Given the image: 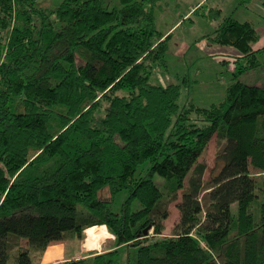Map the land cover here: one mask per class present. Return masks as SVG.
I'll return each mask as SVG.
<instances>
[{
  "label": "trees",
  "instance_id": "obj_1",
  "mask_svg": "<svg viewBox=\"0 0 264 264\" xmlns=\"http://www.w3.org/2000/svg\"><path fill=\"white\" fill-rule=\"evenodd\" d=\"M158 1L0 0V264H34L93 225L112 249L52 264H118L130 245L127 264H264V86L240 79L261 65L259 34L232 16L206 34L240 51L232 82L218 103L180 105V84L150 81L171 35L156 26ZM214 135L222 166L204 205L199 158Z\"/></svg>",
  "mask_w": 264,
  "mask_h": 264
},
{
  "label": "rangeland",
  "instance_id": "obj_2",
  "mask_svg": "<svg viewBox=\"0 0 264 264\" xmlns=\"http://www.w3.org/2000/svg\"><path fill=\"white\" fill-rule=\"evenodd\" d=\"M37 1L43 6L53 7L60 0ZM109 3L111 6L119 5L120 0H109ZM153 13L157 28L164 35H171L166 54L167 67L154 65L150 81L162 86L170 83L180 84V105L193 102L198 106L207 107L224 99L226 88L232 82L233 61H224L223 58L228 56L222 55L223 52L220 49H223V45L208 46L204 45V41H206L205 35L214 32L229 16L239 21H249L256 28L259 37L252 43V46L254 49L260 48L258 59L261 65L246 71L240 79L248 84L264 86V0H159L153 8ZM224 53L228 52L224 51ZM222 146L223 142L214 135L199 158L200 162L207 165L202 178L203 191L200 195L204 205L206 204V192L212 185L213 177L222 166V161L218 158ZM252 171L255 172L254 169ZM154 180L159 185H163V178L157 174ZM181 194L182 190H179L178 199L169 204L170 213L164 222V236L172 233L173 226L179 218L176 204ZM109 195L107 186L98 192L99 197H109ZM126 196L127 193L122 192L118 196L119 201L121 202ZM261 201H263L262 198H257L253 204V214L256 220L260 218ZM232 209L235 212L236 204L232 205ZM85 230L84 237L81 239L82 252L74 254V257L90 252H103L114 247L110 241L104 245L103 240L107 239L104 237L97 242L99 245L103 241L99 248L88 249L85 246L87 236ZM17 242L23 248L28 247L25 239H19ZM137 250L138 246H124L118 255V264H127L129 258L135 257ZM33 254L34 264H39L43 254L40 252ZM61 260H51L50 252L47 251L45 261H49V264Z\"/></svg>",
  "mask_w": 264,
  "mask_h": 264
},
{
  "label": "crops",
  "instance_id": "obj_3",
  "mask_svg": "<svg viewBox=\"0 0 264 264\" xmlns=\"http://www.w3.org/2000/svg\"><path fill=\"white\" fill-rule=\"evenodd\" d=\"M170 42H171V39H170ZM204 45L214 46L217 44H210L206 40V41H204ZM183 47H184V44H183ZM222 48L223 49H220L223 52L222 55L228 56L227 58H223L225 62H227L229 60L233 61V59H230V58H235V57L241 55L240 51L235 47L232 48V46L223 45ZM224 51H226L228 53H224ZM113 239H114V236L107 237V239L103 240L104 242L103 241L102 242L104 243V245H106V243L110 241V243L112 242V245L114 246ZM101 243L96 247H92V248H88V249L99 248ZM81 248H82L81 240L62 241V242L52 243L47 247L46 251L43 253V255L41 257V261L39 262V264H49L50 263L49 261H45L46 254H47V251L49 249H52V251H51V258L52 259L51 260H56V259L57 260H60V259L65 260L67 257L72 258V256L74 257V254L77 255L80 252H82ZM112 248H109V249H112ZM109 249H106V250H109ZM67 259H69V258H67Z\"/></svg>",
  "mask_w": 264,
  "mask_h": 264
},
{
  "label": "bare ground",
  "instance_id": "obj_4",
  "mask_svg": "<svg viewBox=\"0 0 264 264\" xmlns=\"http://www.w3.org/2000/svg\"><path fill=\"white\" fill-rule=\"evenodd\" d=\"M87 236L85 238V246L87 248L98 246V240L104 237H112L113 235L107 230L106 225H93L86 228Z\"/></svg>",
  "mask_w": 264,
  "mask_h": 264
},
{
  "label": "water",
  "instance_id": "obj_5",
  "mask_svg": "<svg viewBox=\"0 0 264 264\" xmlns=\"http://www.w3.org/2000/svg\"><path fill=\"white\" fill-rule=\"evenodd\" d=\"M148 229H149V227H148V228H146V229L144 230V233H145V234H147V232H148Z\"/></svg>",
  "mask_w": 264,
  "mask_h": 264
}]
</instances>
